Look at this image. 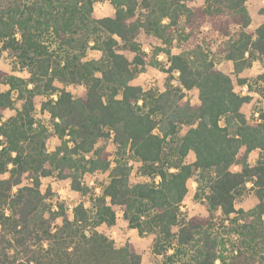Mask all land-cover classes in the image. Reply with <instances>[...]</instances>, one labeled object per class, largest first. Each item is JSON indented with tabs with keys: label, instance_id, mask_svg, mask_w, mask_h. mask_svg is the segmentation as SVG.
Listing matches in <instances>:
<instances>
[{
	"label": "trees",
	"instance_id": "16d2710c",
	"mask_svg": "<svg viewBox=\"0 0 264 264\" xmlns=\"http://www.w3.org/2000/svg\"><path fill=\"white\" fill-rule=\"evenodd\" d=\"M98 1L0 0L2 47L17 52L30 75L0 69L7 87L0 92V264H141L132 243L117 245L98 231L115 226V207L130 229L154 236L153 251L164 264H264V114L246 117L241 108L251 97L236 93L217 66L231 61L240 74L259 62L256 92L264 97V21L246 32L248 0H205L197 8L188 0H102L114 13L94 18ZM211 30L220 37L216 43L207 42ZM140 33L163 47L141 51ZM121 42L132 60L117 51ZM88 49L99 57L86 59ZM160 53L169 62L164 72L177 73L178 85L169 82L161 92L132 85L147 68H160ZM56 82L83 85L84 92L75 96ZM193 90L198 102L186 97ZM38 105L57 138L51 152ZM111 134L113 161L98 146ZM252 152L259 154L254 165ZM126 156L158 183L130 184ZM96 173L108 175L99 195L85 182ZM49 177L68 180L90 205L69 214L50 188L41 190ZM189 182L197 183L206 216L180 218ZM247 183L258 203L237 209Z\"/></svg>",
	"mask_w": 264,
	"mask_h": 264
},
{
	"label": "rangeland",
	"instance_id": "374dc122",
	"mask_svg": "<svg viewBox=\"0 0 264 264\" xmlns=\"http://www.w3.org/2000/svg\"><path fill=\"white\" fill-rule=\"evenodd\" d=\"M190 7L197 8L205 4V0H188ZM247 9L251 16V23L246 30L247 33H253L255 29L264 21V0H248L246 3ZM114 13L113 8L108 1H98L94 4L92 17L102 18L107 16H112ZM209 27V26H207ZM208 28H204V31H207ZM239 30L236 27L231 28V33L234 37H237ZM218 34L211 30L210 34L207 36V42L216 43L219 40ZM136 43L140 47L141 51L145 53L152 52L156 47H161L160 41L152 36L140 33L136 38ZM163 47V46H162ZM117 51L129 60H132L133 53L129 50V47L124 43H120ZM176 50L173 49V52ZM99 53L96 50L88 49L85 53L86 59L98 58ZM157 60L160 62V68L149 67L145 72L139 73L131 81L132 85H137L142 87L145 91H163L167 85L170 84L174 87L178 85L177 83V73L167 74L164 72V69H167L169 62L167 56L164 53H160L157 56ZM218 68L230 76L234 90L236 93L241 95H249L251 97L250 102L244 104L241 108V111L246 115V117L253 121L257 119L262 113L264 114V97L260 93L256 92L258 89L257 84L255 83V78L261 72V64L259 62H253L250 67L244 69L240 74L234 72L233 63L228 60H221L217 64ZM0 69L5 72H8L12 75L29 78L28 69L22 65V62L19 59L18 53L10 49H5L2 47L0 42ZM244 79L247 81L245 85H241L239 81ZM59 88H65L66 90L73 93L75 96H81L84 92L83 85L75 84H61L55 83ZM6 86L0 85V92L5 91ZM198 92L197 90L189 91L186 93V97L193 100V102H198L197 99ZM16 109L20 107V102L15 104ZM15 114L14 110H9L4 114V119ZM36 117L37 119L44 122L49 127V134L47 139V150L49 152L53 151L56 144L57 138L53 134L49 124V117L46 114L40 112V106L36 107ZM186 131V128L180 130L179 136L183 135ZM99 147H103L109 153L110 161H113L117 155V148L112 141V137L104 138L98 143ZM166 153L170 160L174 159L172 150L170 147H166ZM259 157L258 152H252L249 156V163L254 165ZM128 166L130 167L129 182L132 185L137 183H148L156 184V177L153 175L152 171H148L143 165L138 162L133 161L128 156L124 158ZM194 156L189 155L187 162H193ZM232 171H238V166H233ZM108 175L106 173H96L90 178L86 179V184L89 187L94 189L96 195L101 193V188L106 184ZM197 183L189 182L188 183V193L179 206V213L181 219H187L194 215L206 216L207 211L204 207V198L203 196L197 193ZM47 188H50L53 193H55L60 201L64 202L67 207V212L71 214L73 208L78 204H83L85 207L90 205L88 197L80 195V193L72 191L70 187V182L68 180H57L55 178H44L41 181V190L44 192ZM258 200L254 195L252 187L246 186V189L242 191L241 195H237L235 200V205L237 209L249 210L257 205ZM57 210V208L55 209ZM116 211V224L114 227L108 229L105 226L98 228V231L107 235L111 240H113L117 245H122L125 242H130L134 245L136 251L141 256V264H164V258L158 256L153 251L154 236L153 235H140L134 229L128 227L127 221L123 217V210L120 207H115ZM218 213L216 216H219ZM264 220V216H263ZM61 220L58 219L56 224H60ZM236 225V223L234 224ZM169 253H172L170 250ZM238 264H246L242 259L239 260Z\"/></svg>",
	"mask_w": 264,
	"mask_h": 264
},
{
	"label": "built area",
	"instance_id": "2783aa9c",
	"mask_svg": "<svg viewBox=\"0 0 264 264\" xmlns=\"http://www.w3.org/2000/svg\"><path fill=\"white\" fill-rule=\"evenodd\" d=\"M110 137H112V134H111V136H110ZM158 181H159V178H158V177H156V184L158 183ZM246 185H247V186H249V185H250V186H252V184H251V183H247Z\"/></svg>",
	"mask_w": 264,
	"mask_h": 264
},
{
	"label": "crops",
	"instance_id": "0c3cea01",
	"mask_svg": "<svg viewBox=\"0 0 264 264\" xmlns=\"http://www.w3.org/2000/svg\"><path fill=\"white\" fill-rule=\"evenodd\" d=\"M190 155H192V154H190ZM247 186V185H246Z\"/></svg>",
	"mask_w": 264,
	"mask_h": 264
}]
</instances>
